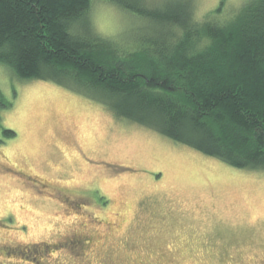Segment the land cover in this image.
Wrapping results in <instances>:
<instances>
[{"label":"rangeland","instance_id":"1","mask_svg":"<svg viewBox=\"0 0 264 264\" xmlns=\"http://www.w3.org/2000/svg\"><path fill=\"white\" fill-rule=\"evenodd\" d=\"M191 1L198 18L220 7L224 18L247 0ZM91 16L103 35L147 24L101 0ZM0 160L62 181L59 187L88 189L84 199H33L19 192L21 182L0 178V213L28 225L21 238L53 242L120 220L105 238L131 258L123 264H264V170L231 166L54 80L22 79L1 62Z\"/></svg>","mask_w":264,"mask_h":264},{"label":"trees","instance_id":"2","mask_svg":"<svg viewBox=\"0 0 264 264\" xmlns=\"http://www.w3.org/2000/svg\"><path fill=\"white\" fill-rule=\"evenodd\" d=\"M94 1L0 0V62L231 166L264 170V0L224 18L221 7L198 18L191 0H101L147 22L117 36L95 29Z\"/></svg>","mask_w":264,"mask_h":264},{"label":"flooded vegetation","instance_id":"3","mask_svg":"<svg viewBox=\"0 0 264 264\" xmlns=\"http://www.w3.org/2000/svg\"><path fill=\"white\" fill-rule=\"evenodd\" d=\"M7 158L9 159V156ZM85 159L92 163L89 158L85 157ZM0 162L4 161L0 160ZM90 167L97 169L94 163ZM95 172H99V169ZM92 175L88 172L86 177L90 178ZM10 177L23 184L19 187V192L23 194L24 191L29 192L33 199L36 197L84 199V197L86 198L85 193L88 191L85 187L82 188V192L81 190H74L71 185L59 187V183L62 181L58 183L55 179H48L42 173L21 169L12 161L10 164L0 163V178L10 181ZM91 197L95 198V196ZM18 208L26 209L24 205H19ZM10 215L15 219L14 213H10V210L0 213V219L7 220L8 226L10 225ZM104 225L107 229L103 227ZM27 226L26 223L21 222L20 224L13 223L6 228L7 226L0 223V264H123L131 261V258L119 256L110 247H106V244H110L109 239L106 240L105 238L107 233L113 230L119 231L120 220L112 221V223L107 221L101 228L82 226L73 230L72 233L60 236L59 240L53 242L31 241L21 238L20 235ZM133 264L139 263L136 261Z\"/></svg>","mask_w":264,"mask_h":264}]
</instances>
